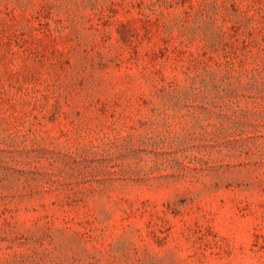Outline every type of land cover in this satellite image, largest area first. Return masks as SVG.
Segmentation results:
<instances>
[{
  "label": "rangeland",
  "instance_id": "374dc122",
  "mask_svg": "<svg viewBox=\"0 0 264 264\" xmlns=\"http://www.w3.org/2000/svg\"><path fill=\"white\" fill-rule=\"evenodd\" d=\"M0 264H264V0H0Z\"/></svg>",
  "mask_w": 264,
  "mask_h": 264
}]
</instances>
